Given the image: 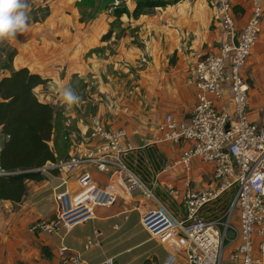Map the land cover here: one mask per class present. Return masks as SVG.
I'll use <instances>...</instances> for the list:
<instances>
[{"label": "crops", "instance_id": "0c3cea01", "mask_svg": "<svg viewBox=\"0 0 264 264\" xmlns=\"http://www.w3.org/2000/svg\"><path fill=\"white\" fill-rule=\"evenodd\" d=\"M86 1L27 0V29L0 40V79L12 71L27 69L46 81L35 93L55 110L56 128L50 145L57 162L73 153L74 143L88 145L91 118L97 116L106 129L124 130L126 139L138 150L154 146L163 155L166 166L151 176V187L164 184L183 196L186 183L191 191L207 186L213 170L201 159L194 158L188 171L181 166L172 167L185 144L154 145L150 141L166 115L185 120L195 106L194 64L202 56L215 53L221 37L211 2L177 0L166 7L147 10L137 18L126 14L116 18L106 11L97 16L100 0ZM230 2L241 30L251 15V0ZM125 6L131 12L135 3L130 0ZM212 28L214 37L210 41ZM261 73L264 74V19L242 74L250 77L247 78L252 84L251 75ZM65 87L81 98L78 104L64 103L60 93ZM135 87L142 93H134ZM130 89L129 97L123 98ZM64 134L71 136L73 144L64 140ZM4 140L0 133V142ZM48 171L44 173L45 181L26 183L27 193L20 204L0 202V264H62L61 247H66L69 255H80L82 264H98L107 258L116 264H161L160 251L169 253L170 248L152 239L142 228L140 211L145 202L128 197L120 183L116 184L119 196L115 204L96 209L93 220L62 237L31 232L32 224L54 216L58 204L52 197L64 190L63 174L52 175ZM89 173L96 185L111 187L109 178L102 185ZM80 176L70 178V188L77 187ZM162 190L154 192L166 196L172 205ZM218 206L207 208L205 216L217 211ZM173 208L176 218L185 216L184 209L181 212ZM132 210L139 214L133 225L129 216ZM96 233L101 236L97 238ZM254 240L257 243V238ZM88 242L92 244L86 250ZM179 255H183V250Z\"/></svg>", "mask_w": 264, "mask_h": 264}, {"label": "built area", "instance_id": "2783aa9c", "mask_svg": "<svg viewBox=\"0 0 264 264\" xmlns=\"http://www.w3.org/2000/svg\"><path fill=\"white\" fill-rule=\"evenodd\" d=\"M125 1L114 0L106 12L112 13ZM208 1L221 27L219 52L202 56L194 64L196 103L189 117L178 120L166 115L150 141L154 145H186L172 167L181 166L188 171L194 158L212 166V179L207 186L191 191L185 184V216L175 218L125 164L124 159L138 150L127 141L126 132L108 130L99 117L93 116L88 145L78 144L67 159L39 169L42 173L49 169L62 173L64 190L55 196L58 208L54 216L35 222L31 232L67 234L93 220L97 208L115 204L119 196L116 184L120 183L128 197L145 202L140 211L142 228L152 239L170 248L162 264H226L223 250L228 228L235 232V239L229 242L239 244L226 261L264 264V126L257 127L249 120V84L242 74L261 33L264 0H251V15L241 30L237 28L230 0ZM90 168L108 173L111 187L93 183ZM78 174L81 176L76 180L77 187L70 188V178ZM6 175L8 172L0 167V177ZM231 193L233 198L226 213L208 219L204 211L220 204L222 196ZM171 194L179 193L173 190ZM234 215L236 224L231 220ZM100 236L96 233L97 238ZM91 244L86 243L84 248L87 250ZM182 250L183 255H179ZM67 251L66 247L59 250L62 264L83 263L80 255H69ZM98 264L116 263L107 258Z\"/></svg>", "mask_w": 264, "mask_h": 264}, {"label": "trees", "instance_id": "16d2710c", "mask_svg": "<svg viewBox=\"0 0 264 264\" xmlns=\"http://www.w3.org/2000/svg\"><path fill=\"white\" fill-rule=\"evenodd\" d=\"M132 1L135 7L131 12L122 4L112 14L116 18L124 14L137 18L147 10L166 7L177 0ZM45 82L41 76L27 69L12 71L0 79V133L5 137L1 144L0 167L8 172V175L0 177V202L20 204L27 193L26 183L45 181L46 175L39 169L47 163H57V156L50 145L56 128L55 110L52 105L41 102L35 93V89ZM247 82L251 85L248 79ZM63 136L73 144L69 134ZM124 162L151 189V176L166 166V159L154 146L129 154ZM48 173L58 175L59 171L51 169ZM232 198V193L223 195L218 210L208 212L207 218L223 216ZM43 251L47 258L45 248Z\"/></svg>", "mask_w": 264, "mask_h": 264}, {"label": "rangeland", "instance_id": "374dc122", "mask_svg": "<svg viewBox=\"0 0 264 264\" xmlns=\"http://www.w3.org/2000/svg\"><path fill=\"white\" fill-rule=\"evenodd\" d=\"M130 0H126L123 4H127ZM264 19V7H263V18ZM219 23V22H217ZM260 36V35H259ZM209 37H210V41L213 39L214 37V32H213V28L212 30L210 29V34H209ZM256 46V45H255ZM142 48V47H141ZM219 52V48L217 51H215V53L213 54H217ZM246 67V66H245ZM244 72V70H243ZM251 72V71H250ZM145 75V74H144ZM251 81H252V84L249 85V92H248V100H249V106L247 108V111H248V115H249V120L255 124L257 127H260V126H264V74L261 73V74H258L256 77L254 75H251ZM248 77V76H247ZM246 77V78H247ZM250 78V77H248ZM247 78V79H248ZM138 88V87H137ZM135 89V92L134 93H142V89H136V87L134 88ZM145 89V88H143ZM130 92H132V90L130 89L129 92L127 94H123V98L125 97H129V94ZM108 111H111L109 110L108 108H106ZM112 109V108H111ZM128 141V140H127ZM78 145V144H75V146ZM86 146V145H85ZM137 151V150H136ZM178 160V159H177ZM62 161V160H61ZM89 171H91L92 173V176H93V179H96L98 180L102 185H105L106 181L108 180L109 178V174L108 173H101V172H98L95 170V168H90ZM160 185V184H159ZM158 184H154L152 185V188H153V194L154 196L160 201V203H162L167 209L168 211L176 218V212L174 211V208L173 206H175L176 208H178L179 211L183 212V204H182V195L179 194L178 196H173L171 194V191L175 190L173 187L172 188H168L166 187L168 190H166L164 192V190H162V187L164 189H166L164 186V184H161L159 186ZM208 185V184H207ZM159 188H161V190L167 195V197H169L170 200H172V205L169 204L167 201H166V196H163V195H158L157 193H155L154 191H159ZM58 193V192H57ZM56 193V194H57ZM52 199L54 200V196L52 197ZM98 209V208H97ZM133 213H130L129 216L131 215V219H130V224H136L137 221H138V217H139V214L137 211L135 210H132ZM56 213V212H55ZM232 223L233 224H236V216L234 215L232 217ZM91 221V220H89ZM88 222V221H87ZM86 223V222H85ZM90 223V222H89ZM84 224V223H83ZM33 225V224H32ZM32 225L31 227H29V229L32 228ZM82 225V224H80ZM78 225V226H80ZM77 227V226H76ZM75 228V227H74ZM73 228V229H74ZM38 233V232H36ZM46 235V234H44ZM60 237H62L63 235V232H60L58 234ZM227 242H226V246L223 250V258L224 260L228 257L229 255V252L233 251V249L236 247V244L237 241H234V242H229L231 240H234L235 239V232L228 228L227 230ZM49 236V235H48ZM52 236H55V235H52ZM254 255L257 256V251H256V247L254 249ZM168 257V253L166 251H160V254H159V260L162 263L165 262L166 258Z\"/></svg>", "mask_w": 264, "mask_h": 264}, {"label": "clouds", "instance_id": "9594fccd", "mask_svg": "<svg viewBox=\"0 0 264 264\" xmlns=\"http://www.w3.org/2000/svg\"><path fill=\"white\" fill-rule=\"evenodd\" d=\"M27 0H0V40L17 32H24L28 27ZM61 98L66 105L73 106L81 98L70 87L61 90Z\"/></svg>", "mask_w": 264, "mask_h": 264}, {"label": "water", "instance_id": "95a60500", "mask_svg": "<svg viewBox=\"0 0 264 264\" xmlns=\"http://www.w3.org/2000/svg\"><path fill=\"white\" fill-rule=\"evenodd\" d=\"M113 4H114V0H100V5L96 13L97 16L104 13Z\"/></svg>", "mask_w": 264, "mask_h": 264}]
</instances>
